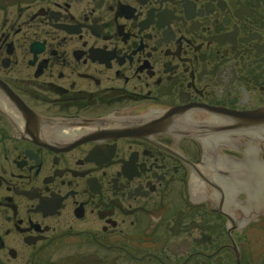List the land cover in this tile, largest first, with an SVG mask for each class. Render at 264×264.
<instances>
[{"label": "flooded vegetation", "instance_id": "1", "mask_svg": "<svg viewBox=\"0 0 264 264\" xmlns=\"http://www.w3.org/2000/svg\"><path fill=\"white\" fill-rule=\"evenodd\" d=\"M0 264H264V0H0Z\"/></svg>", "mask_w": 264, "mask_h": 264}]
</instances>
